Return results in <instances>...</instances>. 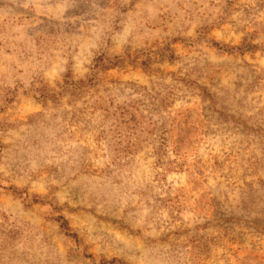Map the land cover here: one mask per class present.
<instances>
[{"label": "rangeland", "instance_id": "1", "mask_svg": "<svg viewBox=\"0 0 264 264\" xmlns=\"http://www.w3.org/2000/svg\"><path fill=\"white\" fill-rule=\"evenodd\" d=\"M62 11L60 0H0V48L9 45L0 62L10 68L0 86V167L8 172L0 173V264H117L128 249L114 236L131 240L113 221L143 226L157 217L171 264H264V23L250 19L264 8L210 0L200 19L211 45H176L180 58L169 60L146 44L151 51L135 64L117 62L97 70L94 86L66 88L56 57L71 37L49 27ZM49 61L45 85L63 95L45 107L39 82L15 89L12 69L30 66L31 87L32 68ZM41 111L48 123L24 126ZM17 135L23 144L9 140ZM44 154L67 157L41 170L51 190L35 179L22 186L24 160Z\"/></svg>", "mask_w": 264, "mask_h": 264}, {"label": "clouds", "instance_id": "2", "mask_svg": "<svg viewBox=\"0 0 264 264\" xmlns=\"http://www.w3.org/2000/svg\"><path fill=\"white\" fill-rule=\"evenodd\" d=\"M10 2L15 3V0H10ZM209 2L210 0H60L67 15H64L62 11L55 21L50 22L49 27L52 31L68 33L71 39L66 46L61 48L56 57L57 79H63L65 88L69 83L74 87L94 86L97 82L98 69L118 66L117 62L122 65L125 60L135 64L138 57L151 51V48L145 49L146 44L155 45L157 54L166 52L167 55L164 58L169 60H179L180 58V52L176 45L186 48L190 47L193 42L199 44L202 41H208L211 45L209 38L211 27L201 26L200 19ZM219 2L220 0H217V3ZM224 2L227 4L228 0H224ZM239 2L252 8H257V6L264 8V0H239ZM24 7H28V4H25ZM250 19L264 23V11H260L258 15L250 17ZM247 23L248 21L245 20L238 26L242 27ZM197 26H200V31L192 32L191 29ZM153 28L156 31H153ZM8 46L6 42L3 48H0V55H3V49ZM225 50L221 45V53ZM198 54L207 56L208 48L202 46V53ZM4 59L11 58L5 56ZM29 67L17 64L16 68L12 69L17 73V83L12 85L13 88L32 91L39 82L41 92L39 99L45 107H47L49 99L54 100L56 95H63V92L50 93L45 85L44 76L52 67L51 61L41 62L39 65L41 71L32 68V75L35 78L31 80V87L28 80L25 79L29 73ZM180 67L181 65L177 63V68ZM20 68H24V74H19ZM9 74V66L0 62V86L5 83ZM175 75L182 74L176 73ZM184 82L190 86H199L195 81L188 79H185ZM136 91L146 95L152 91V88L137 87ZM132 99H136V97H132ZM38 118L48 123L46 114L41 111L25 121L24 126L35 125ZM53 119H55L54 115ZM39 135L42 136L43 133L40 132ZM9 140L14 143L19 141V144H23V138L18 135L9 137ZM33 143H39V139L33 137ZM60 160L67 162V157L61 156L60 159H56L44 154L39 161L34 162L28 156L24 160L25 167L21 170L22 175L18 182L23 186L35 179L38 183L48 185L51 190V185L55 182L40 173L45 166L63 167ZM0 173L8 175L4 167H0ZM64 179L71 182L69 177H64ZM63 182V180L60 181V183ZM52 195L57 198L51 202L55 206L63 208L65 199L58 197L54 190H52ZM113 222L119 223L121 229L129 234V240H131V244H129L128 241L114 236L117 242L122 243L128 249L124 256L117 258V264H154L157 257L162 260L167 258L170 264L173 262V252L166 247L169 243V232L166 230L165 223L158 217L146 221L143 226L127 224L123 220H114ZM141 227L144 231H141ZM133 237H140L143 242L136 241L132 239Z\"/></svg>", "mask_w": 264, "mask_h": 264}, {"label": "trees", "instance_id": "3", "mask_svg": "<svg viewBox=\"0 0 264 264\" xmlns=\"http://www.w3.org/2000/svg\"><path fill=\"white\" fill-rule=\"evenodd\" d=\"M64 228H66V227L64 226Z\"/></svg>", "mask_w": 264, "mask_h": 264}]
</instances>
